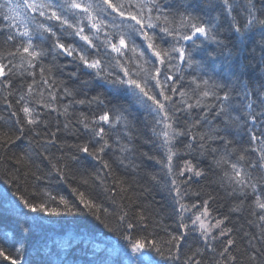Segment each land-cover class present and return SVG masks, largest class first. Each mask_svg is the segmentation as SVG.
Instances as JSON below:
<instances>
[{
    "label": "snow or ice",
    "instance_id": "obj_1",
    "mask_svg": "<svg viewBox=\"0 0 264 264\" xmlns=\"http://www.w3.org/2000/svg\"><path fill=\"white\" fill-rule=\"evenodd\" d=\"M256 32L255 62L226 74L197 55L211 42L233 57L229 43L242 44V53ZM0 37L12 49L0 57L9 112L0 120V159L16 149L13 169L5 171L8 187L0 191V264H33L26 237L52 217L85 219L45 240L47 254L37 249L35 264H178L189 232H198L211 252L210 240L225 238L214 264H236L234 230L226 227L228 216L212 217L211 193L194 218L186 215V189L209 171L210 183L236 201L231 212H242L254 197L249 210L256 220L249 223L259 234L252 239L264 245V81L246 75L253 67L264 77V0H0ZM208 55L214 60L216 53ZM60 60L74 69L66 74L73 87L55 75ZM21 68L23 79L32 78L26 90L23 83L14 88ZM65 99L61 110L56 105ZM77 106L87 111L77 116ZM142 144L154 153L140 151ZM181 155L189 158L177 168ZM159 184L179 205L178 230L165 229L164 237L149 230L158 213L145 203ZM61 185L72 198L57 190ZM249 246L247 264H264V246L251 240ZM201 254L197 249L183 264H202L194 259Z\"/></svg>",
    "mask_w": 264,
    "mask_h": 264
},
{
    "label": "trees",
    "instance_id": "obj_2",
    "mask_svg": "<svg viewBox=\"0 0 264 264\" xmlns=\"http://www.w3.org/2000/svg\"><path fill=\"white\" fill-rule=\"evenodd\" d=\"M87 2V0H85ZM223 28V25H222ZM260 39L259 32L254 33L249 41L247 42V50H244L242 53H240V49L244 46L242 44L238 45L235 42H230L229 47L231 48L233 52V57H227L224 54H220L219 50L215 49V45L211 44V42L205 43L203 45V50L200 51L197 55L199 58H203L208 60L209 68H214L216 70L217 74H226L229 68L235 69L237 68L241 63L247 64L249 61H254L253 56L250 54V50L253 47V44L255 41H258ZM12 50L9 48L8 45L4 44V38L0 37V57L6 55L7 51ZM257 56L256 59H258L259 55V49L257 48ZM210 52H215L216 56L215 59H211L209 57ZM131 55V53H129ZM242 57V58H241ZM3 62H7L4 60ZM14 63L19 64L20 60L19 57L14 61ZM67 63V61L60 60L57 62L58 67L54 69L55 75L58 80H66L68 82L69 87H73L74 84L72 81L68 80L67 73L73 71L74 69L69 66L67 68L64 67V65ZM61 69L63 70L64 75H61ZM24 69H18L17 74L12 77V79L15 80L14 88H19V86L23 83L24 89L26 90L27 84L31 82V77H27V79H23L20 76V73L23 72ZM186 72H190L193 75H195L192 70L186 69ZM249 80H257V81H264V77H261L257 75V70L253 67H249L246 73ZM26 76V73H25ZM206 78V77H205ZM36 79L39 82L40 80V74H39V68L36 69ZM78 83V82H77ZM185 87L188 86L189 80H185ZM62 94V93H61ZM95 94V90H93L92 93ZM8 96V90L4 89L2 86H0V120H7L9 112L6 109V105L4 103V97ZM17 96L14 94L10 99L14 103ZM254 99H257V96L254 94ZM68 100L65 99L62 102L57 103V107H60L62 110V106L64 104H67ZM80 111H87V109H82L79 106L75 109V113L78 116ZM48 119L51 122V125L55 127L57 116L56 113H51ZM61 127L64 122V117H59ZM148 135H151L150 132H148ZM59 137L61 140L65 139V134L63 131L59 134ZM67 139L69 142H72L73 138L71 136H68ZM245 144L244 147H249V144L247 143L249 141V137H244ZM26 143V141L21 142ZM139 143V142H138ZM178 148H182V145H177ZM16 151V149H12L7 153V156L4 159H0V191H2L5 187H8L6 184L3 183L5 179V171L11 172L13 169V161L11 159L13 153ZM55 151V150H53ZM140 151L154 153V148L150 144H142L140 145ZM2 150H0V155H2ZM56 155H59V153H56ZM249 155L253 158L256 157L257 153L249 152ZM186 155H181L176 161L177 168L182 165L184 159H188ZM210 159V158H209ZM208 160H204L201 164V167L206 168L208 165ZM148 169L152 172L159 171V165L155 164L154 162H148L147 164ZM145 179H147L145 177ZM213 179V173L211 171L208 172L207 176L203 179H199L198 181H195L190 185L186 191L188 192V195L184 196L183 202L187 204L190 207V211L186 213V215L190 218H194L195 214L201 210L200 202H202L204 199L208 198V194L211 193L214 196V199L210 202V208L212 209V217L219 218L223 216H228V220L226 221V227L232 228L233 231V238L236 240V246L232 248V254H234L236 259V264H247L246 260V254L245 249H248V251H251V248L249 246V240L252 241L253 244H257L258 247H262L264 245H260L258 240L252 239V235L259 234V229L255 226V223H249V221H255L256 218L251 215V212L249 210V206L252 204L254 197L249 199L246 204L244 205V209L242 212L239 213H233L230 211L232 207H234L236 201L230 199L225 195V193L219 189L217 185H213L210 183V181ZM143 182V181H142ZM33 181L29 180V191H31V185ZM41 188L44 187V184L41 183ZM60 191L61 194L71 197L70 189L67 187V185H61L60 189H57ZM264 191V188L261 189ZM196 191H200L201 195L200 197L195 196L193 193ZM174 195V194H173ZM173 195H170L169 192L164 188L163 184L154 185L152 188L151 195L148 196L147 202L151 203L150 213H158V215H152L150 216V229L149 230H155L159 233L161 237L165 236V229L171 232H175L178 230V222H179V216L177 214V209L179 208V205L176 204L175 200L173 199ZM106 204L111 208L114 207L110 202L106 201ZM191 205H197L195 208H191ZM85 218H72V217H52L49 218L48 221H46L42 228L38 231H35L33 233H30L27 237V243H28V256L26 257L30 261L35 264V262L39 261L41 256L38 254L37 249H40L44 255L47 254L48 249L44 247V241L49 238H55L57 236L62 235L65 231L76 228V227H82V225H79L78 222L80 220H83ZM89 221H91V218H87ZM92 223H96L95 221H91ZM159 222L160 227H156V223ZM188 222V221H186ZM214 223V219L212 221ZM8 223H11V218H9ZM97 229H100V226L97 225ZM245 233H248L249 235L245 236ZM107 235V233H105ZM218 236V233H217ZM210 243L213 244V246L216 248V252L208 251L204 248L203 241L199 237L198 232H189L187 236V240L183 244V248L180 254V260L178 264H183L184 260L187 258V256L192 255L193 252H195L197 249L201 250V255H196L194 257L195 260H201L202 264H214L215 261L221 260L222 258L218 255L219 251L222 250L224 244L226 243L225 238H218L216 241H211ZM54 251H60L61 255H63V251L60 249H53ZM71 258V257H70ZM161 264H164L163 261H161Z\"/></svg>",
    "mask_w": 264,
    "mask_h": 264
}]
</instances>
